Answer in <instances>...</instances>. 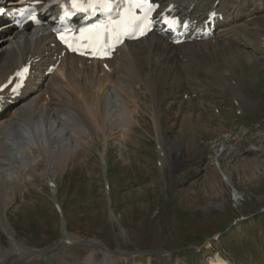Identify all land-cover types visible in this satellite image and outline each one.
<instances>
[{
    "label": "rangeland",
    "instance_id": "rangeland-1",
    "mask_svg": "<svg viewBox=\"0 0 264 264\" xmlns=\"http://www.w3.org/2000/svg\"><path fill=\"white\" fill-rule=\"evenodd\" d=\"M246 22L254 61L198 53L189 61L205 75L189 93L135 89L134 132L126 145L108 137L104 145L96 136L79 164L53 184L23 183L6 212L18 247L41 252L29 264H57L70 255L83 264L91 254L84 242L97 243V262L106 246L119 257L114 264H210L218 257L264 264V58L258 55L264 15ZM220 135L236 150L222 153ZM65 232L82 245L62 247ZM0 248H13L1 228Z\"/></svg>",
    "mask_w": 264,
    "mask_h": 264
},
{
    "label": "bare ground",
    "instance_id": "bare-ground-1",
    "mask_svg": "<svg viewBox=\"0 0 264 264\" xmlns=\"http://www.w3.org/2000/svg\"><path fill=\"white\" fill-rule=\"evenodd\" d=\"M6 1L0 0V8L10 6ZM37 1L41 0H32ZM172 3L178 13L196 24L208 12L220 13L223 21L217 24L213 39L174 46L167 37L150 33L139 41L126 43L115 51L110 61L100 63L68 54L61 56L62 49L49 35V23L21 31L10 30L5 24L7 29L0 35V87L22 66L29 65L30 72L18 97L8 90L0 92V228L13 242V248L7 252L0 248V264H29L33 256L41 253L26 250L22 244L19 248L15 242L6 211L16 202V191L25 189L23 183H33L40 178L53 184L70 164H79L96 136H101L104 145L107 137L123 141L125 145L130 142L135 125L130 100L137 87L139 90L144 85L153 94L189 93L194 87L192 83L205 75L200 64L189 61L198 53L202 56L215 50L216 56L212 54L215 59L227 61L242 56L251 62L256 59L246 46L253 35L246 21L255 14L264 15V0H172ZM11 4L17 5L16 2ZM47 12L54 14L55 10L50 8ZM3 26L0 24V28ZM263 29L258 27V30ZM259 38L263 47L258 55L264 58V36ZM88 63L91 66L86 65ZM104 65L108 67L107 72ZM50 67L55 69L46 75ZM210 73H206L207 79L212 77ZM237 87H244V81H238ZM242 101L247 108L253 109V103ZM156 131L159 140L160 132ZM216 142L222 153L236 150L229 148L226 135H220ZM53 195L52 200L56 201ZM65 233L62 247L74 249L82 245L80 239ZM83 244L91 251L83 264H114L119 260L105 246L99 249L102 260L97 262V250L94 249L97 243ZM70 256L57 264L79 263L77 257ZM210 264L226 262L218 257Z\"/></svg>",
    "mask_w": 264,
    "mask_h": 264
},
{
    "label": "snow or ice",
    "instance_id": "snow-or-ice-1",
    "mask_svg": "<svg viewBox=\"0 0 264 264\" xmlns=\"http://www.w3.org/2000/svg\"><path fill=\"white\" fill-rule=\"evenodd\" d=\"M146 3V0H129L126 7L120 8L119 5H115L117 8L116 18L110 19L107 23L92 25L91 28L80 29L81 34L89 33L91 34V39L89 41L92 47L93 54L97 58H104L111 47L114 45H108V39H114L116 43H119L121 37L128 35L129 32L133 31L137 25L138 17L135 15L134 9L142 8ZM115 0H71L72 8L77 11L88 13L91 11L92 14L97 12H104L110 14L113 11ZM61 8H66L65 5L61 4ZM67 14V11H66ZM33 20H35V15L33 14ZM171 23H175L172 21ZM148 27L146 23L144 28H141V33L144 29ZM63 39V37H61ZM101 41H104L103 43ZM65 43H67L65 41ZM68 47L73 51H78L77 48L73 47L72 44H68ZM83 54V53H81ZM28 70L25 68L23 70L26 73ZM18 76H22L23 73H18ZM16 89H13L15 92Z\"/></svg>",
    "mask_w": 264,
    "mask_h": 264
}]
</instances>
